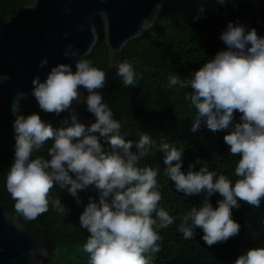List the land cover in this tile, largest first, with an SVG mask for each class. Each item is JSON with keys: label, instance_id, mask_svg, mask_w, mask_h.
<instances>
[{"label": "clouds", "instance_id": "1", "mask_svg": "<svg viewBox=\"0 0 264 264\" xmlns=\"http://www.w3.org/2000/svg\"><path fill=\"white\" fill-rule=\"evenodd\" d=\"M37 2L27 6L35 8ZM98 16L108 23L105 12ZM77 28L85 30L82 24ZM90 32L92 43L83 52L71 42L64 47L62 54L74 63L75 71L72 64L57 63L45 79L36 75L31 81V95L40 110L56 116L69 113L60 126L43 120L38 112L24 115L19 104L23 93L12 105L14 159L5 173L4 187L16 213L34 220L51 205L65 216L71 209L59 196L49 195L53 184L67 187L77 206L82 204L79 191L94 186L98 199L89 196L79 214V226L88 233L81 249L88 255V264H152L161 251L160 230L177 219V231L185 240L193 239L197 228L208 246L237 235L241 226L232 218V209L241 206L238 200L259 207L264 197V36L230 21L219 37L226 48L203 62L190 78L173 73L166 77L164 87L190 89L184 94L196 110L190 130L196 131L201 121L213 132L229 130L223 140L229 156L238 157L234 178L210 170L199 157L182 170L184 149L161 138L157 151L163 153L164 172L175 190L185 196L204 195L199 206L174 217L160 207L159 167L141 163L155 141L144 132L135 143L126 140L121 121L98 91L105 87L106 74L87 58L96 39L94 24ZM63 35L67 39L70 33ZM46 65L45 57L38 67ZM115 67L124 87L135 86L142 78L128 60ZM10 80L8 73L0 74V83ZM81 89L87 93L82 99ZM74 101L86 105L94 122L79 119L72 108ZM234 110L240 113L239 122ZM41 152L45 154H37ZM215 193L223 198L213 207L209 198ZM233 264H264V246L247 249Z\"/></svg>", "mask_w": 264, "mask_h": 264}, {"label": "trees", "instance_id": "2", "mask_svg": "<svg viewBox=\"0 0 264 264\" xmlns=\"http://www.w3.org/2000/svg\"><path fill=\"white\" fill-rule=\"evenodd\" d=\"M31 2L0 0V18H9L18 7ZM95 20L100 40L87 58L106 74L105 87L98 91L109 103L115 118L121 121V132L126 140L135 143L144 132L155 141L148 157L141 163L159 167L160 207L178 217L191 207L199 206L204 195L185 196L175 190L164 172L167 166L163 163V153L157 151L161 138L184 149L182 170H186L189 163L199 157L208 162L210 170H218L234 178L238 157L229 156V146L223 140L229 130L213 132L204 121L200 122L196 131L190 130L196 114L194 107L184 99L185 92L190 89L175 86L168 89L164 87L166 77L173 73L180 75L181 79L190 78V74L198 70L203 62L226 48L219 37L230 21L243 24L246 30L255 28L259 36H264V0H167L156 24L140 38L130 41L123 50L122 60L131 62L142 77L137 79L135 86L129 87L123 86L116 67H109L100 17ZM20 110L24 115L38 112L43 120L51 121L54 127L60 126V121L69 115L66 112L60 116L43 112L32 96L21 101ZM74 111L85 124L94 122L95 117L87 111L84 103L77 104ZM239 115L234 110L235 122H239ZM14 144L15 139L0 145V205L24 220L16 213L14 201L4 187L5 173L14 159ZM78 194L82 199L80 206L75 204L67 187L62 189L54 183L49 195L59 196L71 211L61 216L50 205L48 212L34 220H25L42 236L49 251L43 264H88V255L81 250L88 233L79 226V214L89 196L98 199V192L90 185ZM222 198L215 193L209 200L216 207L217 200ZM238 203L241 206L232 209V218L241 226L237 235L208 246L201 238L202 230L197 228L193 239L185 240L182 233L177 231L180 223L177 219L173 225L160 230L161 251L156 254L152 264H233L247 249L264 246V197L259 207L239 200Z\"/></svg>", "mask_w": 264, "mask_h": 264}, {"label": "water", "instance_id": "3", "mask_svg": "<svg viewBox=\"0 0 264 264\" xmlns=\"http://www.w3.org/2000/svg\"><path fill=\"white\" fill-rule=\"evenodd\" d=\"M166 2L38 0L35 8L27 3L18 7L9 18H0V74L6 72L11 76L10 81L0 83V145L14 140L12 105L19 94L31 97L33 77L39 75L41 80L45 79L47 72L57 63L72 64L75 71L74 63L62 54L64 47L71 42L81 52L87 49L92 43L90 28L94 24L96 39L92 53L100 40L95 20L100 12L108 16L107 24L100 20L109 67L115 68V64L122 61L127 44L156 24ZM78 24L84 25L85 30H79ZM65 32L70 33L67 39L63 35ZM45 57L48 65L41 69L38 64ZM86 94L81 89V99ZM76 105L74 101L73 110ZM48 256L42 236L27 221L10 214L4 205H0V264H43Z\"/></svg>", "mask_w": 264, "mask_h": 264}]
</instances>
